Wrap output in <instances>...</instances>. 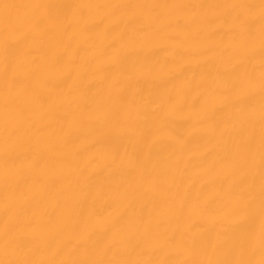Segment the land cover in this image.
Masks as SVG:
<instances>
[{"label":"bare ground","instance_id":"obj_1","mask_svg":"<svg viewBox=\"0 0 264 264\" xmlns=\"http://www.w3.org/2000/svg\"><path fill=\"white\" fill-rule=\"evenodd\" d=\"M0 264H264V0H0Z\"/></svg>","mask_w":264,"mask_h":264}]
</instances>
